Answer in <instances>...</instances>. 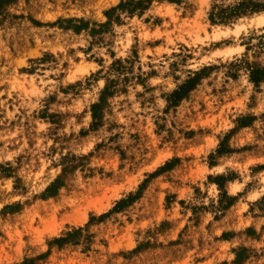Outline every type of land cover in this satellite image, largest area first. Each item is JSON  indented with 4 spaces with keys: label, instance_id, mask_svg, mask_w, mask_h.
Masks as SVG:
<instances>
[{
    "label": "rangeland",
    "instance_id": "rangeland-1",
    "mask_svg": "<svg viewBox=\"0 0 264 264\" xmlns=\"http://www.w3.org/2000/svg\"><path fill=\"white\" fill-rule=\"evenodd\" d=\"M0 264H264V0H0Z\"/></svg>",
    "mask_w": 264,
    "mask_h": 264
}]
</instances>
